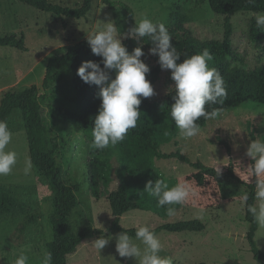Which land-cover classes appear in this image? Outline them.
Returning <instances> with one entry per match:
<instances>
[{
  "label": "rangeland",
  "instance_id": "rangeland-1",
  "mask_svg": "<svg viewBox=\"0 0 264 264\" xmlns=\"http://www.w3.org/2000/svg\"><path fill=\"white\" fill-rule=\"evenodd\" d=\"M63 7L76 8L84 0H48ZM130 6L136 20L146 15L153 22H162L171 28L176 22L189 29L203 41L222 40L225 16L215 14L208 0H111ZM252 13H238L231 17L234 26L233 45L241 59L234 66L242 71L255 70L264 65V40L253 43L250 38ZM110 18L122 33L129 30L127 13L119 6L109 7L104 0H94L87 17L65 19L45 13L15 0H0V38L25 36L27 52L0 46V103L7 93L22 92L33 86L39 88V99L44 111V124L48 134L58 145L57 166L66 173V179L77 184V207L69 217L73 233L79 235L85 228L101 230L104 238L111 237L109 244L99 252L90 244L101 235L86 238L77 252L68 258V264H136L134 258H121L116 252V237L112 230L113 214L108 196L101 188L98 195L91 191L85 167L91 161L89 138L81 128L54 119L50 106L74 109L70 99L74 95V83L67 64H63L64 79L44 87L47 65L50 59L65 54L80 42H87V34L98 21ZM126 40L123 41V43ZM149 65L151 73L158 66V56L149 51L141 58ZM171 71H163L155 84L152 101L165 100L174 92ZM12 141L6 150L17 153V163L10 175L0 176V185L11 186L26 201L29 211L0 221V264H15L20 254L29 257L28 264H40L51 239L49 214L52 193L48 181L33 165L25 175V162L31 160L27 134L19 115L14 118ZM264 137V104L247 103L237 109L220 112L216 119L208 120L199 136L185 142L176 137L164 145L165 154L179 152L192 163L224 169L231 161L237 165L238 175L243 179L244 167L252 161L246 156L251 140ZM255 138V139H254ZM228 159H225V158ZM217 159V160H216ZM225 159V160H224ZM219 160V161H218ZM224 160V161H223ZM116 161V159H115ZM223 161V162H220ZM32 162V161H31ZM158 172L178 182H189L197 195L190 198L174 217L161 218L150 211H132L121 218L120 226L128 231L136 225L147 223L153 230L178 222L199 220L206 229L202 232L158 233L163 242L162 256H172L174 264H262L251 252L247 234L246 203L240 198L225 200L218 182L208 179L203 187L197 185L193 175L197 171L190 163L180 160L156 162ZM115 177V176H114ZM116 180L110 191L117 187ZM40 219L30 225L24 234L19 228L27 216ZM256 242L264 253V229H258Z\"/></svg>",
  "mask_w": 264,
  "mask_h": 264
},
{
  "label": "trees",
  "instance_id": "trees-1",
  "mask_svg": "<svg viewBox=\"0 0 264 264\" xmlns=\"http://www.w3.org/2000/svg\"><path fill=\"white\" fill-rule=\"evenodd\" d=\"M27 6L45 13H50L63 21L65 19L81 20L89 14L94 0H84L82 6L76 8L63 7L50 3L48 0H15ZM212 11L217 15L225 16L224 37L222 40L203 41L196 37L189 29L182 27L177 22L167 28L173 37L172 43L181 54V60L201 53L207 48L213 56L209 67L216 68L222 75L227 90L223 102L206 105L211 111L219 109L220 112L237 109L244 104H264V65L251 71H242L233 64L241 57L233 45L234 26L231 17L238 13H262L264 12V0H208ZM111 8L119 6L127 13L129 29L135 25V12L125 3L104 0ZM250 38L253 43L259 44L264 40V29L256 27L253 17L250 25ZM131 53L134 48L143 45L146 53L153 46L147 37L139 44L132 39L124 42ZM1 47H9L21 52H27L25 36H9L0 38ZM85 61L100 63L101 58L92 54L86 41L72 46L68 51L50 59L47 65L46 80L44 87L49 84L59 83L64 79L65 73L61 69L67 64L74 83V95L70 99L74 109L50 106L49 114L52 118L68 122L83 131L89 140V152L91 161L85 167V172L91 184L94 195L99 194L102 188L108 196L112 214L114 217L112 230L118 234L127 231L129 235H135L136 230L128 231L120 226L121 218L132 211H150L161 218H169L165 208L157 206V199L144 192L149 180L163 179L169 186L178 181L167 178L158 172L157 161L180 160L190 163L197 171L193 179L198 186L203 187L208 179L219 183L223 198L225 200L240 198L241 189L247 191L249 200L246 203V220L249 224L247 240L254 258L264 264V253L259 249L256 242L258 226L253 222L247 211V206L254 204V184L244 181L238 175V168L234 162H230L220 176H217L215 167L207 166L198 161L192 163L186 156L179 152L165 154L162 147L171 143L178 137L179 130L171 117V106L174 104L171 93L165 100L152 101L149 98H141L140 118L137 126L131 129L121 143L115 147L109 146L104 150H97L91 146V130L93 121L101 106L98 96L99 86L89 85L82 81L77 75V70ZM103 68V64H101ZM91 71V70H89ZM160 65L151 73V84H155L160 74ZM171 71V70H170ZM115 78V72L111 73ZM19 115L23 130L27 134L30 158L38 172L46 178L52 193L51 211L49 214V225L51 228V239L47 243V251L52 253V264H68L71 254L77 252L82 242L94 235H102L101 230L92 228L83 229L77 236L73 233L69 217L77 207L76 192L80 190L79 185L73 184L66 179L65 171L57 166L56 154L58 145L48 134L44 124V111L39 99V88L33 86L22 92L7 93L0 103V120L8 123L10 130L14 118ZM208 121V120H207ZM200 118L197 123L204 128L206 122ZM255 139V138H254ZM116 159V161H115ZM118 181L117 187L110 191L112 184ZM177 211L183 207L177 205ZM26 201H23L11 186L0 185V221L8 217L29 211ZM37 215H29L19 228L20 234H24L30 225L38 222ZM206 226L199 220L178 222L163 225L154 231L158 234L166 231L169 233L202 232Z\"/></svg>",
  "mask_w": 264,
  "mask_h": 264
},
{
  "label": "clouds",
  "instance_id": "clouds-1",
  "mask_svg": "<svg viewBox=\"0 0 264 264\" xmlns=\"http://www.w3.org/2000/svg\"><path fill=\"white\" fill-rule=\"evenodd\" d=\"M252 15L256 27L264 29V12ZM145 37L153 45L149 54L158 56L161 70H171L175 102L170 109L171 117L179 130L178 138L187 142L199 136L202 128L197 121L200 118L205 121L214 120L219 115V109L208 111L206 105L222 103L227 90L221 73L216 68L209 67L213 56L207 48L179 62L181 54L173 45V37L164 23L153 22L142 15L140 19H135L133 27L122 33L116 22L108 18L107 22L98 21L96 27L87 34L91 52L101 58L100 63L85 61L77 70V75L84 83L100 88L98 96L102 103L91 130V146L97 150L115 147L124 141L129 131L137 126L141 114V98H150L156 94L153 85L146 78L151 69L141 59L145 56L143 45L130 53L123 43L124 40L132 39L139 44ZM113 71L115 78L111 75ZM12 137L7 121L0 120V176L10 175L17 163V153L6 150ZM246 156L252 163L244 167L243 180L254 184L256 201L247 206V211L258 228L264 229V137L258 136L251 140ZM221 166L222 164L215 168L217 176L222 173ZM32 167L31 160H27L25 175L30 174ZM144 192L155 197L157 206L165 208L166 215L170 218L177 214V205L182 206L197 195L189 182H177L169 186L160 178L149 180ZM241 192V201L247 202L248 192L243 189ZM110 239L111 237L106 239L101 235L90 245L101 252ZM163 250L162 240L147 223L136 225L134 237L127 231L116 237L118 255L121 258H134L136 264H174L172 256L161 255ZM28 260L29 257L22 253L15 259V264H28ZM40 264H52V253L45 251Z\"/></svg>",
  "mask_w": 264,
  "mask_h": 264
}]
</instances>
